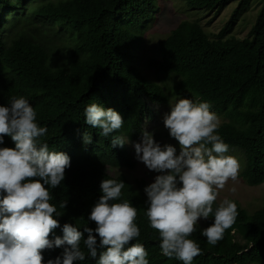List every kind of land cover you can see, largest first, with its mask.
I'll return each mask as SVG.
<instances>
[{
	"label": "trees",
	"instance_id": "trees-1",
	"mask_svg": "<svg viewBox=\"0 0 264 264\" xmlns=\"http://www.w3.org/2000/svg\"><path fill=\"white\" fill-rule=\"evenodd\" d=\"M156 1L0 0V105L13 96L27 98L38 123L48 129L42 140L50 150L70 156L65 180L52 190L51 202L63 214L58 218L61 226L72 223L81 231L85 226L95 228L87 216L102 195L101 181L122 180V198L138 210L141 235L133 243L144 245L150 264H182L161 254L158 233L149 227L144 214L145 180L132 183L124 175L112 177L106 172L107 167L135 168L127 145L110 147L111 135L140 140L144 121L153 117L148 103L168 102L163 88L149 80L137 62L138 36L153 18ZM231 1L184 3L190 10L217 16ZM237 1L230 20L214 38L199 21L180 22L159 42L160 59L152 66L178 79L181 99L208 102L226 119L219 135L229 148L243 152L240 177L254 187L264 183V0H258L255 23L242 39L228 34L252 0ZM93 102L117 111L123 127L109 137L100 136V130L84 122V109ZM84 133L92 136L91 144L84 145ZM0 146L11 148L14 142L5 136ZM63 201H67L65 209L59 208ZM231 201L238 216L215 246L207 243L200 229L191 235L201 248L193 264H264V201L252 214ZM56 234L62 235L59 228ZM61 251L44 250L43 264ZM81 264L96 261L88 258Z\"/></svg>",
	"mask_w": 264,
	"mask_h": 264
},
{
	"label": "clouds",
	"instance_id": "clouds-1",
	"mask_svg": "<svg viewBox=\"0 0 264 264\" xmlns=\"http://www.w3.org/2000/svg\"><path fill=\"white\" fill-rule=\"evenodd\" d=\"M84 117L103 137L125 123L117 111L95 102L86 106ZM163 125L179 150L172 144L161 145L146 129L139 142L111 135L110 147L131 144L137 161L156 173L143 189L149 227L158 233L163 256L193 264L201 248L191 235L200 229L207 243L215 246L236 221L235 202L225 199L215 208L214 204L219 190L237 179L240 165L226 155L229 145L219 135L220 120L208 102L177 100L163 116ZM47 132L24 96L0 105V145L5 136L14 142L11 148L0 146V264H43V251L57 248L62 249L60 255L46 264H81L88 258L96 264H150L144 245L133 243L141 235L138 210L122 198V180L101 181L102 195L87 216L95 228L85 226L81 231L72 223L60 225L63 214L51 202L52 190L65 180L71 158L50 150L42 140ZM82 139L84 145L93 142L89 133ZM66 206L67 201L59 204L61 209ZM209 217L212 222L201 229V222ZM58 228L62 235L56 234Z\"/></svg>",
	"mask_w": 264,
	"mask_h": 264
},
{
	"label": "rangeland",
	"instance_id": "rangeland-1",
	"mask_svg": "<svg viewBox=\"0 0 264 264\" xmlns=\"http://www.w3.org/2000/svg\"><path fill=\"white\" fill-rule=\"evenodd\" d=\"M238 5L237 0H232L217 16L214 13H209L205 10H190L184 3V0H157L156 12L151 20L148 21L146 27L138 39L137 62L141 72H143L149 80L160 85L164 93L168 96V102L165 104L148 103L150 110L153 112L152 119L147 118L143 123V128L154 133V139L161 145L172 144L179 150L178 142L170 138L167 129L163 125V116L170 111V104H175L181 99L180 94H177L178 79L173 75H165L157 72L153 66V61L160 59L158 44L165 39L170 32L178 26L182 21H199L204 31L214 38L228 23L233 11ZM260 5L258 0H252L250 4L237 16L232 29L228 35L235 36L239 39L244 38L256 20V14ZM184 98V97H183ZM196 102L195 100H193ZM220 124L226 119L218 115ZM135 141V142H139ZM129 154L135 161L134 169H114L107 167L106 172L116 177L124 175L130 182L136 180H145L150 184L153 182L156 173L149 171L146 166L137 161L135 151L131 144L127 145ZM226 155L235 157L239 162L238 177L235 181H229L225 188L219 190L217 204L223 200H236L240 203L249 214L254 213L264 201V183L259 186H248L240 177V173L245 165L243 152L238 148H229ZM205 226V222H201V227Z\"/></svg>",
	"mask_w": 264,
	"mask_h": 264
}]
</instances>
